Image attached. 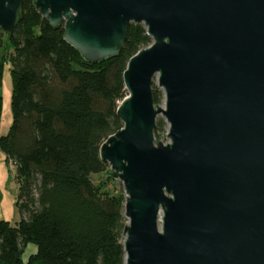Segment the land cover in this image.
<instances>
[{"label":"water","instance_id":"obj_1","mask_svg":"<svg viewBox=\"0 0 264 264\" xmlns=\"http://www.w3.org/2000/svg\"><path fill=\"white\" fill-rule=\"evenodd\" d=\"M22 1L0 0V35L15 31ZM34 6L90 63L120 54L131 24L153 40L130 58L124 128L100 149L124 184L126 264H264V0Z\"/></svg>","mask_w":264,"mask_h":264},{"label":"trees","instance_id":"obj_2","mask_svg":"<svg viewBox=\"0 0 264 264\" xmlns=\"http://www.w3.org/2000/svg\"><path fill=\"white\" fill-rule=\"evenodd\" d=\"M35 2L22 1L9 36L13 124L0 149L16 166L22 221H0V264H126L125 194L92 178L107 173L100 149L124 128L117 111L128 97L126 67L153 40L143 25L131 24L120 54L90 63L64 39V25L51 27ZM3 71L0 63V86ZM153 91L162 104L164 93L156 84ZM2 112L0 97V119ZM167 129L160 118L156 140ZM30 244L37 251L25 263Z\"/></svg>","mask_w":264,"mask_h":264},{"label":"rangeland","instance_id":"obj_3","mask_svg":"<svg viewBox=\"0 0 264 264\" xmlns=\"http://www.w3.org/2000/svg\"><path fill=\"white\" fill-rule=\"evenodd\" d=\"M9 34L2 33L0 35V63L4 64L3 71V83L0 86V97L2 98V116L0 124V136H7L9 134L10 127L13 124V111L11 109L12 104V92H13V79L10 75L11 65L8 64L9 55L11 54V42L9 41ZM160 107L164 108V100ZM168 130V129H167ZM167 134V133H166ZM164 144L168 143L167 135L164 139L158 140ZM110 168L106 174H100V176H93L92 180L97 186L105 184L107 189L114 194L124 193V184L118 180L110 177ZM112 182H109L108 179ZM125 194V193H124ZM19 195V187L16 181V166L7 162V156L3 154L0 149V221H8L12 226L22 221V216L17 207ZM37 247L30 244L25 250V256L23 258L26 263L27 259L36 254Z\"/></svg>","mask_w":264,"mask_h":264},{"label":"bare ground","instance_id":"obj_4","mask_svg":"<svg viewBox=\"0 0 264 264\" xmlns=\"http://www.w3.org/2000/svg\"><path fill=\"white\" fill-rule=\"evenodd\" d=\"M165 103V102H164Z\"/></svg>","mask_w":264,"mask_h":264}]
</instances>
